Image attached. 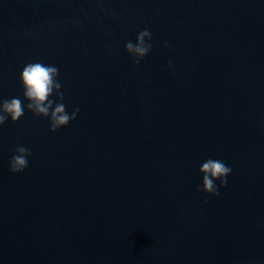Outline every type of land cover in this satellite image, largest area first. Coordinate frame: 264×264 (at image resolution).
Returning a JSON list of instances; mask_svg holds the SVG:
<instances>
[{
  "label": "water",
  "instance_id": "obj_1",
  "mask_svg": "<svg viewBox=\"0 0 264 264\" xmlns=\"http://www.w3.org/2000/svg\"><path fill=\"white\" fill-rule=\"evenodd\" d=\"M31 62L79 112L0 127V264H264V0H0V101Z\"/></svg>",
  "mask_w": 264,
  "mask_h": 264
},
{
  "label": "clouds",
  "instance_id": "obj_2",
  "mask_svg": "<svg viewBox=\"0 0 264 264\" xmlns=\"http://www.w3.org/2000/svg\"><path fill=\"white\" fill-rule=\"evenodd\" d=\"M151 33L145 29L138 33L136 43L125 44V51L134 58L136 63L142 61L152 49ZM167 47V45H165ZM171 68V64H169ZM59 69L43 62H31L23 67L19 75L22 88L23 99L14 97L0 101V127L7 121L15 124L23 116L25 111H30L38 118L47 119L49 131L55 133L61 128H65L77 117L79 109H75L69 114L63 103H56L53 107L51 97L56 95L62 100L61 84L58 80ZM31 151L23 146H17L15 155L9 161V170L12 174L24 172L28 167V160ZM202 176V184L197 187V191H202L207 196H218L219 188L225 187L227 178L232 173V168L217 158H208L199 167ZM219 182V188L217 186Z\"/></svg>",
  "mask_w": 264,
  "mask_h": 264
}]
</instances>
